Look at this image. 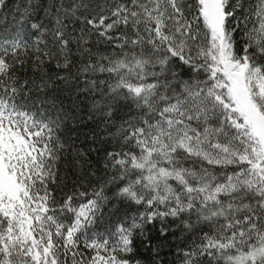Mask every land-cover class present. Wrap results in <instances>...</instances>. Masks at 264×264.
<instances>
[{"label":"snow or ice","instance_id":"1","mask_svg":"<svg viewBox=\"0 0 264 264\" xmlns=\"http://www.w3.org/2000/svg\"><path fill=\"white\" fill-rule=\"evenodd\" d=\"M0 264H264V0H0Z\"/></svg>","mask_w":264,"mask_h":264}]
</instances>
